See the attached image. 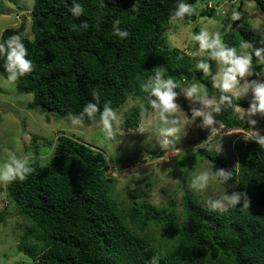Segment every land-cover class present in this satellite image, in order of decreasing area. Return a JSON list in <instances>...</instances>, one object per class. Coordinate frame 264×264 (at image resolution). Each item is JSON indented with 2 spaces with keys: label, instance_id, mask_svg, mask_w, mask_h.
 <instances>
[{
  "label": "trees",
  "instance_id": "1",
  "mask_svg": "<svg viewBox=\"0 0 264 264\" xmlns=\"http://www.w3.org/2000/svg\"><path fill=\"white\" fill-rule=\"evenodd\" d=\"M33 1L30 30L34 39L25 35L24 21L0 34V41L22 34L35 66L16 82L19 93L33 95L28 109L74 116L89 101L95 102L93 93L99 96L101 110L104 103L115 109L136 99L140 104L128 109L119 125L135 129L151 108L142 84L157 68L182 87L200 84L207 97L219 100L220 90L212 86L210 77L216 61L209 60L210 74L205 77L195 67L205 57L193 58L182 48L163 43L162 33L178 0H103L104 6L101 0H77L85 10L78 19L69 11L72 0ZM256 2L264 10L263 0ZM238 11L240 19L223 39L238 49L242 43L250 45L246 51L253 58L254 80L262 68L254 51L261 36L247 15ZM117 18L121 29L129 32L127 38L113 34ZM85 21L87 29L78 27ZM258 48L264 49V44ZM3 62L0 58V75L7 76ZM227 95L234 97L233 105L223 106L216 118L226 129L248 128V120L235 108H247L252 101L231 92ZM182 107L191 115L188 105L183 102ZM98 121L99 113L96 121L83 123ZM255 129L264 135V114H259ZM205 138L198 133L194 142ZM46 143L47 139L31 135L36 154ZM50 143L49 166L31 160L34 171L26 180L4 183L8 201L41 229L38 235L25 231V238L35 237V246H24L23 239L19 245L31 264H148L154 255L160 257V264H264V148L255 140L235 144V165L224 153L202 149L212 163L233 173L227 183L234 192L247 193L249 207L242 206L241 197V204L226 213L209 211L208 199H200L190 189L178 201L169 198L155 205L143 198L124 206L110 195L109 164L101 151L65 134Z\"/></svg>",
  "mask_w": 264,
  "mask_h": 264
},
{
  "label": "rangeland",
  "instance_id": "2",
  "mask_svg": "<svg viewBox=\"0 0 264 264\" xmlns=\"http://www.w3.org/2000/svg\"><path fill=\"white\" fill-rule=\"evenodd\" d=\"M33 2V0H0V34L3 29L16 27L24 21L25 35L32 37L30 22ZM197 4L202 7L197 8L199 15H196L194 20L168 22L167 28L162 33L163 43L167 47L182 48L193 58H200L198 42L192 39V34L199 32L201 28H206L210 32L219 31L224 36L235 24L231 19L232 11L241 10L247 15L252 29L261 36L255 44L254 51L261 50L260 56H256V63L262 65L258 78L264 80V49L258 48L264 44V10L258 6L256 0H199ZM210 9L212 13L208 16ZM218 71L219 66L216 63L215 73L210 77L213 79ZM204 76L208 77L205 74ZM252 77L253 75L238 77L240 82L231 93L253 101L248 83L253 80ZM32 98V93H19L16 84L14 87L9 85L6 76L0 75V164L15 155L29 156L40 166L47 167L52 157L50 142L54 141L57 135L65 134L104 154L109 164L107 172L110 177V195L124 206L130 205L131 200L143 198L155 205H161L169 198L178 201L185 189L197 193L200 199L219 198L225 192L231 195L234 186L227 182L220 184L212 180L204 191H197L191 187L193 177L202 169L211 168L213 171L225 169L206 158L202 149L224 153L235 165L237 158L235 144L256 135L250 124L248 128L226 129L214 112L212 115L215 123L212 126H203L202 117H197L192 122L191 115L182 107L183 102L192 110H203L206 113L211 111L212 106L203 105L198 100L180 94L176 102L182 110L175 114L180 121V131L176 134L179 139L168 138L174 140V147L178 151L170 146L159 154L162 149L160 141L163 139L159 129L164 125L151 108L137 128L119 127L120 131L115 139H109L98 122L73 125L71 122L73 116L70 114L57 116L50 111L42 113L28 109L27 104ZM208 98L219 102L214 97ZM136 104L140 102L136 99H128L122 106L115 108L121 120L125 112ZM248 108L236 107L235 112L246 118L248 122L251 119L257 121L259 113L251 116L246 112ZM198 133H203L206 138L202 142L195 143ZM31 135H38L49 142L48 145L46 143L38 148V154L31 148ZM4 183L0 182V264H31V258L19 248V245L23 239L24 246H35L37 243L35 237L25 238V231L30 229L34 235H38L41 229L8 201ZM177 208H180L178 203ZM152 229L156 233L159 231L155 227Z\"/></svg>",
  "mask_w": 264,
  "mask_h": 264
},
{
  "label": "clouds",
  "instance_id": "3",
  "mask_svg": "<svg viewBox=\"0 0 264 264\" xmlns=\"http://www.w3.org/2000/svg\"><path fill=\"white\" fill-rule=\"evenodd\" d=\"M101 6H104L103 0H101ZM198 7H202V5L190 4L186 0H178L177 7L169 16V22H182L186 16H198ZM134 10L138 11V9ZM69 11L73 17L78 19L84 14L85 10L81 3L77 2V0H72ZM240 15L239 11L233 10L231 19L233 21L239 20ZM120 24L121 21L118 18L113 21V34L121 39L127 38L129 32L122 30ZM78 27L87 29L88 23L86 21L82 22ZM29 39H34V37H29ZM192 39L198 42L201 56L205 57L196 63V69L202 70L205 75H208L210 74L209 60L216 61L219 66V71L213 77L212 86L218 88L221 95L217 103L214 99L207 97L205 89L200 84L192 83L182 87L179 82L166 75L164 69H155L154 75L149 76L147 81L142 84V90L148 94L147 100L151 109L158 114V119L164 125L159 129V133L163 138L160 141L161 147L165 149L171 146L173 150L178 151L174 147V140L179 139L176 134L180 131V121L175 117V114L182 110L176 102L180 94H183L186 98L198 100L203 105L212 106L211 111L207 113L198 109H193L191 113L192 122L197 117H202L203 126H212L215 123L213 112L219 113L223 106L232 107L234 97L227 95V93L231 92L239 84L238 77L243 78L246 75H253V58L246 51L250 47L248 43H242L239 49L229 46L224 42L221 32H210L206 28H201L199 32L193 33ZM260 51L259 49L256 50L255 55L257 57L260 56ZM28 55L22 34H14L0 41V58L4 61L2 66L7 73L6 80L9 85L14 87L21 77L34 70L35 66L32 60L28 58ZM248 83L253 94V101L246 112L251 116L258 113L264 114V80L257 78ZM175 89H180V92L175 91ZM93 100L95 102L89 101L79 114L72 117V124L81 125L85 119L96 121V115L99 113L98 123L102 126L103 133L107 138L115 139L120 131L121 117L109 103H104L101 110L100 99L96 93H93ZM256 123L257 121L253 119L249 121L256 135L247 138L255 140L261 148H264V135H261L260 131L255 129ZM169 137H174V140H169ZM33 171L29 156L17 157L13 155L3 164H0V182L24 181ZM232 175L231 171L223 169L213 171L211 168H205L193 177L191 187L197 191H204L209 187L210 181L215 180L220 184H225L232 178ZM241 197H243L242 206L245 208L249 207V199L246 192H233L231 195L225 192L219 198H209L206 201V207L211 212L226 213L229 209L241 204ZM148 264H160V257L152 256Z\"/></svg>",
  "mask_w": 264,
  "mask_h": 264
},
{
  "label": "water",
  "instance_id": "4",
  "mask_svg": "<svg viewBox=\"0 0 264 264\" xmlns=\"http://www.w3.org/2000/svg\"><path fill=\"white\" fill-rule=\"evenodd\" d=\"M235 23H236V21H235ZM235 27V24H233V27L232 28H234ZM153 99H155V97H153Z\"/></svg>",
  "mask_w": 264,
  "mask_h": 264
}]
</instances>
